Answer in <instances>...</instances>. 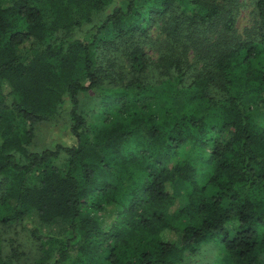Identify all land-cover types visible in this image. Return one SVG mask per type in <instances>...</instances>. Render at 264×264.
<instances>
[{
  "label": "trees",
  "instance_id": "16d2710c",
  "mask_svg": "<svg viewBox=\"0 0 264 264\" xmlns=\"http://www.w3.org/2000/svg\"><path fill=\"white\" fill-rule=\"evenodd\" d=\"M222 8L212 0H0V222L18 221L39 243L37 264H176L208 242L222 245L229 264H264V0L255 2V40L232 41ZM134 15L165 18L172 37L184 23L219 24L199 49L206 69L185 82L175 61L176 75L156 89L139 78L143 51L129 46L134 77L96 91L105 77L97 49L128 40L139 29L128 22ZM89 90L102 104L92 125L78 110ZM63 98L75 143L27 152L33 125L56 117ZM181 181L189 188L175 194ZM85 199L109 222L82 215ZM0 264H11L1 248Z\"/></svg>",
  "mask_w": 264,
  "mask_h": 264
},
{
  "label": "rangeland",
  "instance_id": "374dc122",
  "mask_svg": "<svg viewBox=\"0 0 264 264\" xmlns=\"http://www.w3.org/2000/svg\"><path fill=\"white\" fill-rule=\"evenodd\" d=\"M222 9L223 20L227 15L232 16L233 25L229 37L232 41L255 40V22H256V0H212ZM109 10V7L94 16L90 22L84 26L89 27L97 23ZM222 20V21H223ZM220 22V24L222 23ZM129 24L138 26L128 40L122 43H115L110 47H104L101 44L97 49V63L103 67L105 77L102 84L96 91L109 89L113 86H122L134 77L129 67L127 50L125 47H139L146 58V65L139 78L146 83L151 84L156 89L163 86V82L173 75H176L174 62L178 61L179 67L183 74V79L188 82L191 78L206 69L207 61L202 56L200 48L205 44L212 42L219 31L218 25L210 26H187L186 23L180 31L172 37L168 34L167 20L159 19L151 21L136 15L129 18ZM141 27V29H140ZM194 27V28H192ZM110 34H103V38L109 37ZM102 38V39H103ZM102 42H108L103 39ZM197 43V45L195 44ZM233 43V42H232ZM264 62V51L261 55ZM89 90L78 95V110L84 117L85 124L92 125L101 121L102 104L97 92ZM211 96L217 97L219 94L214 87L208 90ZM250 100V96L244 98L245 102ZM165 106L162 100L155 101L152 109L155 113L160 114ZM68 102L63 98L60 105L59 114L49 120L37 122L33 125L32 137L30 142L25 146L27 152L39 151L45 148H52L59 144L68 146L75 143L74 137L70 134L69 126L71 120L68 116ZM226 137V134H224ZM185 151H193V148L187 143ZM205 154L207 151L205 150ZM65 161V156L60 157L53 162V165H61ZM204 165V164H202ZM208 176V169H198L195 173L194 180L198 184H204ZM189 188L186 182L175 184L173 192L179 194L187 191ZM84 216H99L109 222L107 215L97 212L89 207V199H85L80 208ZM15 247L17 256L12 257L10 250ZM0 248L4 260L11 264H37L41 257L42 247L32 239L28 232L20 225L18 221L8 223L0 222ZM49 250L54 253L53 247ZM230 259L218 242H208L201 244L195 252H185L181 260L176 264H229Z\"/></svg>",
  "mask_w": 264,
  "mask_h": 264
}]
</instances>
